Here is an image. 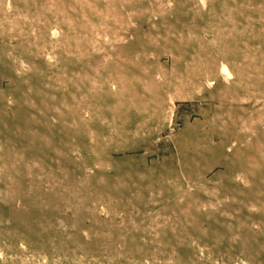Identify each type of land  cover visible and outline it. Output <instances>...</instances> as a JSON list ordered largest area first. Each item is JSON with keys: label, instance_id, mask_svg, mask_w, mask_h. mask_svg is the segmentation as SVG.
I'll return each instance as SVG.
<instances>
[{"label": "rangeland", "instance_id": "rangeland-1", "mask_svg": "<svg viewBox=\"0 0 264 264\" xmlns=\"http://www.w3.org/2000/svg\"><path fill=\"white\" fill-rule=\"evenodd\" d=\"M0 264H264V0H0Z\"/></svg>", "mask_w": 264, "mask_h": 264}]
</instances>
